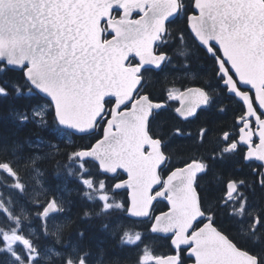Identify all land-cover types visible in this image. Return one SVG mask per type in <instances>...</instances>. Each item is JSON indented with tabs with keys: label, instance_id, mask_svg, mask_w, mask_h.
Returning <instances> with one entry per match:
<instances>
[{
	"label": "snow or ice",
	"instance_id": "obj_1",
	"mask_svg": "<svg viewBox=\"0 0 264 264\" xmlns=\"http://www.w3.org/2000/svg\"><path fill=\"white\" fill-rule=\"evenodd\" d=\"M65 7L0 0V40L11 34L0 48V264H264V81L242 79L221 44L199 35L206 15L238 35L229 25L244 16L242 0H136L145 44L122 63L135 87L87 115L71 95L80 57L37 52L50 27L57 37L65 26ZM113 110L142 126V157L158 153L147 198L142 178L115 162ZM186 201L195 214L177 242L172 213Z\"/></svg>",
	"mask_w": 264,
	"mask_h": 264
},
{
	"label": "water",
	"instance_id": "obj_2",
	"mask_svg": "<svg viewBox=\"0 0 264 264\" xmlns=\"http://www.w3.org/2000/svg\"><path fill=\"white\" fill-rule=\"evenodd\" d=\"M58 2L68 6L61 10L63 16L61 23L65 26L63 29H57V37L51 36L50 27L48 42L39 44L37 52L50 48L49 59L60 54L61 51L69 59L72 54L80 57L79 61H72L73 67L79 64L76 73L79 78L71 85V95L73 103L86 115L99 112L105 96L115 95L117 104L127 100L135 87V77L130 68H122L123 59L142 51L146 39L144 24L129 21L136 0H58ZM256 2L259 3V0ZM76 5L82 7H75ZM113 7L122 9L121 20H111ZM102 18H105L107 32L109 28L116 32V35L106 42H103ZM216 27L217 24L210 15H206L203 31L199 34L200 38L205 42L212 39L219 42ZM10 36L11 34H6L7 38L0 40V48L6 44L11 45ZM32 43L35 44L36 41L33 40ZM228 83L232 85V82ZM257 94L261 103H264V95L259 88ZM243 96L247 102L248 96ZM113 114L120 122L121 130L116 135H112L108 130L106 133L110 136L115 150L119 152L115 162L125 163L134 169V175L142 178L143 194L147 198L146 188L153 181L152 170L159 158L158 153L154 152L150 159L142 157L138 151L139 145L146 140L142 126L137 124L131 113L118 116L113 110ZM194 214L195 207L191 201L181 203L179 210L172 213L175 223L180 228L177 242L183 239L184 229L192 222ZM165 219L161 218L162 221ZM205 232L214 239H219L210 229H206ZM215 251L213 249L210 254L215 255Z\"/></svg>",
	"mask_w": 264,
	"mask_h": 264
},
{
	"label": "flooded vegetation",
	"instance_id": "obj_3",
	"mask_svg": "<svg viewBox=\"0 0 264 264\" xmlns=\"http://www.w3.org/2000/svg\"><path fill=\"white\" fill-rule=\"evenodd\" d=\"M257 0H242L245 4L244 16L240 20H234L230 23V31L235 32L239 29L238 35H233L231 38H227L221 33L220 27L217 24V32L219 36V43L221 44L224 55L229 59V61L236 67V71L239 73L242 79L252 80L253 82L264 81V54L256 57H251L249 55V49H256L264 53V11L262 8H257L256 5L260 3ZM122 13H120L119 18H117L115 13H112L111 20H121ZM249 16H255L257 19L255 21L249 19ZM129 21L135 23L131 17ZM245 22H247V27H245ZM104 30L103 40L107 41L111 38L107 36V24L102 25ZM190 42L185 45V48L190 46ZM220 64V70L226 73L225 66L222 61L218 60ZM228 82L233 81L229 78ZM264 95V91H261ZM247 95V93H243ZM162 204L164 207L165 205ZM165 209V208H164ZM163 209V210H164ZM162 210V211H163Z\"/></svg>",
	"mask_w": 264,
	"mask_h": 264
},
{
	"label": "trees",
	"instance_id": "obj_4",
	"mask_svg": "<svg viewBox=\"0 0 264 264\" xmlns=\"http://www.w3.org/2000/svg\"><path fill=\"white\" fill-rule=\"evenodd\" d=\"M189 42L191 43V41L189 40ZM189 43V44H190ZM191 45V44H190ZM193 52H195V49H192ZM177 148H180L182 147V142H177V145H176ZM157 208L160 209V210H163L165 207L162 205V204H157Z\"/></svg>",
	"mask_w": 264,
	"mask_h": 264
}]
</instances>
